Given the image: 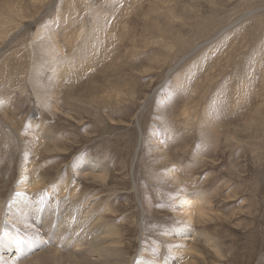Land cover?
<instances>
[{
  "label": "rangeland",
  "instance_id": "1",
  "mask_svg": "<svg viewBox=\"0 0 264 264\" xmlns=\"http://www.w3.org/2000/svg\"><path fill=\"white\" fill-rule=\"evenodd\" d=\"M32 260L264 264V0H0V264Z\"/></svg>",
  "mask_w": 264,
  "mask_h": 264
},
{
  "label": "bare ground",
  "instance_id": "2",
  "mask_svg": "<svg viewBox=\"0 0 264 264\" xmlns=\"http://www.w3.org/2000/svg\"><path fill=\"white\" fill-rule=\"evenodd\" d=\"M8 81V80H7ZM24 87V86H23ZM11 88V87H10ZM83 88V87H82ZM65 93V92H64ZM42 98V97H41ZM11 99V98H10ZM38 99V98H37ZM41 105V104H40ZM27 108V107H26ZM188 126V125H187ZM32 134V133H31ZM30 135V134H29ZM42 138V137H41ZM96 168V167H95ZM188 169V168H187ZM186 170V169H185ZM82 171V170H81ZM88 173V172H87ZM22 174V173H21ZM26 175H21V177H20V179H19V186H23L24 185V182H25V177ZM28 177V176H27ZM86 178H88V176H86ZM91 178H93V177H91ZM29 179V178H28ZM95 179H97V178H95ZM100 180H101V178H100ZM29 181V180H28ZM30 181H32V183L34 184V185H36L37 183H38V180H37V178L34 180H30ZM99 182V181H98ZM33 185V186H34ZM38 186V185H37ZM25 187V186H24ZM36 188V187H35ZM59 191V190H58ZM63 191H65L64 190V188L62 189V191L60 192V193H63ZM95 194V193H94ZM73 196V195H72ZM61 198V197H60ZM201 197H197V199H196V201L197 200H199ZM192 198H190L188 195H184V197L182 198V200H181V203L179 204L180 205V208H181V214H183V215H185L186 217V219H187V221H189V222H193L194 221V217H193V214H192V212L190 213L189 211H190V203H191V200ZM196 201H195V203L194 204H196ZM33 202V201H32ZM36 202V201H35ZM38 202V201H37ZM98 202V201H97ZM200 202H202V201H200ZM205 202V201H204ZM30 203V202H29ZM16 204V203H15ZM17 205V204H16ZM202 205V204H201ZM81 206H83V205H81ZM86 206V205H85ZM204 206V205H203ZM202 206V207H203ZM197 207V206H196ZM195 207V208H196ZM201 207V206H200ZM14 209V208H13ZM89 211V210H88ZM91 211V210H90ZM202 211V210H201ZM73 212V211H72ZM104 212V211H103ZM112 212V211H111ZM12 213V212H11ZM93 213V212H92ZM100 213H102V212H100ZM106 213V212H105ZM194 213V212H193ZM102 215V214H101ZM178 215V214H177ZM199 216V215H198ZM204 216V215H203ZM181 217V216H180ZM16 218V217H15ZM123 218V217H122ZM24 219V218H23ZM203 219V218H202ZM8 222V221H7ZM26 222V221H25ZM19 223V222H18ZM24 223V222H23ZM15 224H17L16 222H15ZM27 225V224H26ZM68 225V224H67ZM27 226H29V225H27ZM27 226H26V228H27ZM21 227V226H20ZM45 227V226H44ZM23 228V227H22ZM35 229V228H34ZM46 229V228H45ZM82 229V228H81ZM36 230V229H35ZM77 230V229H76ZM88 231V230H87ZM111 232V231H110ZM30 233V232H29ZM115 233V232H114ZM36 235V234H35ZM34 235V236H35ZM105 235V234H104ZM39 237V236H38ZM204 237H205V235H204ZM3 238V244L4 245H7L8 247H11L12 245H13V243L15 242V240L14 239H12V238H10V237H8V236H6V237H2ZM103 238V237H102ZM198 238V237H197ZM85 241V240H84ZM104 243V242H103ZM179 244V243H178ZM16 245V244H15ZM181 245V244H180ZM18 246V245H17ZM179 246V245H178ZM80 247V246H79ZM93 247V246H92ZM96 247V246H95ZM106 247V246H105ZM177 247V246H176ZM52 248V247H51ZM179 252H178V254L180 253V256H182L183 254H190L191 253V251H189V250H191V249H189V250H186V248L185 247H182V245L181 246H179ZM188 249V248H187ZM45 251V250H44ZM49 252V251H48ZM51 252H53V251H50L49 253L51 254ZM72 253V252H71ZM195 253V252H194ZM46 255H50V254H47V253H45ZM54 254L55 255H57V253H55L54 252ZM54 254L52 255V257L54 256ZM34 255V254H33ZM42 255H44V254H42ZM62 255V254H61ZM48 256H46V257H48ZM59 256V255H58ZM63 256V255H62ZM51 257V258H52ZM64 258L66 257V255H64L63 256ZM68 257V256H67ZM84 257V256H83ZM41 258V257H40ZM40 258H38L39 260H41ZM44 258V257H43ZM55 258V257H54ZM71 258V257H70ZM70 258H69V260H70ZM81 258V257H80ZM87 258V257H86ZM37 259V258H36ZM36 259H33V260H36ZM48 259V258H47ZM46 259V260H47ZM184 259V258H183ZM32 260V263L33 262H35V261H33ZM45 260V259H44ZM49 260V259H48ZM56 260V259H55ZM55 260H54V262L53 263H55ZM65 260H67V259H65ZM71 260H72V258H71ZM74 260V259H73ZM51 261V260H50ZM49 261V262H50ZM100 261H101V259H100ZM41 262V261H40ZM40 262H37V264L38 263H40ZM58 262V261H57ZM77 263L79 262V261H76ZM81 262V261H80ZM31 263V264H32ZM73 263H74V261H73ZM33 264H35V263H33ZM75 264V263H74ZM83 264V263H82ZM94 264V263H93Z\"/></svg>",
  "mask_w": 264,
  "mask_h": 264
}]
</instances>
